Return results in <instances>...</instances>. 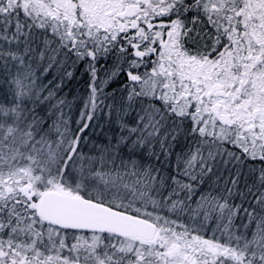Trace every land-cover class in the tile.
Instances as JSON below:
<instances>
[{"label": "snow or ice", "instance_id": "1", "mask_svg": "<svg viewBox=\"0 0 264 264\" xmlns=\"http://www.w3.org/2000/svg\"><path fill=\"white\" fill-rule=\"evenodd\" d=\"M0 264H264V0H0Z\"/></svg>", "mask_w": 264, "mask_h": 264}]
</instances>
